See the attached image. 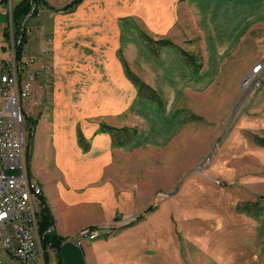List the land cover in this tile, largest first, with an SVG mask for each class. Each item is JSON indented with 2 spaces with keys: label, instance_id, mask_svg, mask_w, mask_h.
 Here are the masks:
<instances>
[{
  "label": "crops",
  "instance_id": "1",
  "mask_svg": "<svg viewBox=\"0 0 264 264\" xmlns=\"http://www.w3.org/2000/svg\"><path fill=\"white\" fill-rule=\"evenodd\" d=\"M72 1L66 0L58 5L49 0L40 15L28 21V25H33L35 30L42 28L51 38V62L55 68L49 79L53 109L48 106L47 112H43L39 119H35L32 109L31 114L26 113L28 119L36 120L26 173L41 188V196L53 217L51 232L61 239L57 251L47 250L48 264H264L260 256L263 247L259 223L257 218L248 214V210L242 209L247 205L259 206L264 201V173L258 174L248 169L250 162L264 166V145L257 141V138L264 140V84L261 74L260 87L243 100L237 119L214 153L211 174H197L203 180L198 185L203 192L206 191L203 193L204 199L213 209L211 215L208 214L207 218H186L180 228L173 230L170 227L158 237L130 225L131 228L110 238L101 234L95 241L85 242L82 248L64 242L77 230L94 225L93 222L97 220L93 213H84L82 217L76 215L78 207L96 203L92 195L85 197V190L81 188L79 175L86 172L87 159L94 157V153L97 156L107 152L111 146L109 133L102 130L105 125L93 120L103 118L105 111L114 114L123 108L118 101L119 86L113 83L111 101L104 102V98L97 94L93 99L95 106L88 113L90 118L83 117L78 112V104L72 103V83L75 85L81 77L93 79L94 74L99 76L107 70L111 74L115 72L116 80L126 88L127 110L131 106L136 114L135 98L136 94L139 97V92L126 75V58L120 52V41L128 35L132 36L131 47L136 54L131 61L137 62L152 75H160V92L163 94L196 92L204 83L206 72L201 68V72L193 73L179 52L169 46L158 49V57L155 58L141 38L143 35L139 29L136 30L133 18L127 16L125 21L116 22L115 13L130 14L123 7L117 6L105 16L102 6L90 4L96 0H82L71 10L61 11ZM199 1L151 0L153 7L146 6L145 13L151 18L156 17L159 23L167 22V30L172 28L176 14L181 20L180 28H177L193 36L194 28H199L194 24L195 19L198 21L201 16L196 7ZM6 17L8 2L0 0V62L9 57L5 50ZM185 20L193 25L185 26ZM39 42L40 37L33 33L24 46L25 57L38 56ZM221 46L220 42L215 45L218 49ZM206 58L208 61L210 57ZM159 98L163 100L160 95ZM151 103L146 102L139 108L149 109ZM79 133L89 142V155L77 144ZM140 137L136 136L124 146H136ZM116 150H120V147ZM24 163L26 167L25 160ZM249 178L256 182L248 183ZM228 180L244 183L231 184ZM171 192L166 191L170 195L175 194L173 190ZM150 207L153 211L147 213ZM148 208L141 217L154 213V206ZM77 250L81 251L80 257ZM42 257L44 260V251Z\"/></svg>",
  "mask_w": 264,
  "mask_h": 264
},
{
  "label": "rangeland",
  "instance_id": "2",
  "mask_svg": "<svg viewBox=\"0 0 264 264\" xmlns=\"http://www.w3.org/2000/svg\"><path fill=\"white\" fill-rule=\"evenodd\" d=\"M50 1L60 5L66 0ZM96 1L90 4L102 6L105 16L111 9L117 6L123 7L130 14L115 13L116 22L125 21L127 16L133 18L136 30L139 29L141 35L147 36L152 41L168 40L180 49L191 52L202 64V70L206 71L204 83L200 84L196 92L163 94L160 92V75H152L137 62L131 61L136 54L131 47L132 36L128 35L120 41V52L126 58V63L123 61L124 67L131 70L133 76L143 80L158 96H161L164 100L162 106L153 102L149 109L139 108L151 101L142 95L137 97L136 94V114L131 106L127 110L129 105L125 94L126 88L123 83L116 80L117 74L115 72L111 74L108 70L101 72L99 76L94 74L93 79L81 77L71 86L72 103H77L78 112L89 119L88 113L92 112L91 109L95 106L93 99L96 95L103 97L104 102L111 101L113 89L111 85L118 84L120 89V93H117L118 101L123 108L118 112L115 111L114 114L105 111L103 118L99 117L93 121L117 129L137 131L131 140L120 146H116V141L113 142V138L109 135L110 149L97 156L94 153L92 154L94 157L87 159L86 172L79 175L81 188L86 192H83L84 196L92 195L91 198L96 203L78 207L76 215L82 217L84 213H93L97 220L93 222L94 225L83 227L73 235L98 225L110 226L134 218L132 227H140L152 237H158L170 227L173 230L180 228L186 218H207L213 212L204 199L203 193L206 191L203 192L198 185V182L203 180L197 174L206 176L211 174L213 155L237 119L244 96L246 95L247 98L252 92L250 87L243 90L241 85L253 67L264 60V0H200L196 7L201 16L198 21L197 19L194 21L199 28H194L193 36H188L186 34L188 31L185 33L178 29L181 20L176 14L173 17L172 28L168 30L167 22L162 24L156 17L147 16L146 6L153 7L151 0ZM19 2L20 0H13V5ZM46 5L48 4L45 3L42 7ZM6 18L7 25L8 17ZM105 19L106 17L104 22ZM184 25L191 26L193 23L185 20ZM28 26L31 27L29 36L31 38L36 30L33 25ZM141 38L143 39L142 36ZM217 42L223 45L219 49L215 47L218 45ZM144 43L149 47L146 42ZM206 57H210L208 61ZM48 62L52 69H55L51 57H48ZM53 72L54 70L45 80L46 92L41 96L40 104L35 107H31L27 102L24 104L25 117H27L26 113L31 114L33 110V116L39 119L43 112H47L48 106L53 109L52 91L49 88V79ZM261 77L264 84V72L261 73ZM136 90L138 93L139 89ZM101 91L103 93H100ZM24 130L28 138L25 121ZM136 136H141L136 146L130 148L124 146ZM125 138L120 136L116 139L121 141ZM93 142L96 144L95 141ZM77 144L85 154H90L89 142L80 133ZM118 147L120 150H116ZM31 151L32 146L30 154ZM23 157L26 161V147ZM249 165V171L264 173V166L259 167L251 162ZM228 182L244 183L239 180H228ZM247 182L256 181L250 179ZM172 190L175 194L166 193V191L173 193ZM149 206L155 207L154 213L141 217L142 212ZM248 214L257 218L259 223L263 247L260 256L264 259V201L259 206H250ZM116 218L122 220L118 221ZM128 228L131 227L117 229L109 234V237L106 236L110 238ZM77 254L80 257L81 251L77 250ZM186 257L188 258L187 254Z\"/></svg>",
  "mask_w": 264,
  "mask_h": 264
},
{
  "label": "built area",
  "instance_id": "3",
  "mask_svg": "<svg viewBox=\"0 0 264 264\" xmlns=\"http://www.w3.org/2000/svg\"><path fill=\"white\" fill-rule=\"evenodd\" d=\"M6 1L8 24L5 50L9 57L0 63V264H45L42 236L38 232L42 191L28 178L23 157L27 142L24 104L27 102L31 107L38 106L46 92L45 80L54 70L48 62L52 54V41L42 28H36L40 37L38 56L25 57L23 48L20 59H17L19 38L11 18L12 0ZM27 1L30 11L27 22H22V34L28 39L31 34L28 21L38 17L43 4L49 0ZM32 14H35L34 17ZM263 70L264 60L253 67L250 72L253 78L247 81L246 89L250 87L253 91L260 87ZM134 221V218H130L115 225H98L79 231L64 242L82 248L85 242L95 241L101 234L109 236Z\"/></svg>",
  "mask_w": 264,
  "mask_h": 264
},
{
  "label": "trees",
  "instance_id": "4",
  "mask_svg": "<svg viewBox=\"0 0 264 264\" xmlns=\"http://www.w3.org/2000/svg\"><path fill=\"white\" fill-rule=\"evenodd\" d=\"M82 0H73L71 3H69L67 6H65L61 11H68L71 10L75 5H77L78 3H80ZM30 11V4L27 0H21L17 5H15L12 9V14H11V18H12V23L15 27L16 30V34L19 38V44L16 47V57L17 59H20L22 50L25 46V44L27 43V37L25 36V34H22V22H24V20H26L27 15L29 14ZM35 14H32V17H34ZM28 20V19H27ZM27 20L25 21V23L27 22ZM6 34V28L4 30V35ZM144 41L149 45L151 52L153 54V56L155 58L158 57V49L162 48V47H172L174 49H176L179 54L181 55V57L183 58V60L185 61L186 65L192 69L193 73H198L201 68H202V64L199 63L196 59V57L194 55H192L191 53H187L185 51H183L182 49H180L179 47H177L176 45H174L173 43H171L168 40H159V41H152L151 39H149L147 36H142ZM126 75L129 78V80L132 81V83L139 89V95H142L145 99L150 100L152 102L157 103L159 106H162V100L159 98L158 94L149 86H147L145 83H143L140 79L136 78L135 76H133L130 71L128 69H125ZM25 123L26 126L28 128V138H27V145H26V168H28V162L30 160V150H31V146H32V140H33V130L35 128L36 125V121L35 120H31L28 119L27 117H25ZM102 130L104 132L109 133V135L113 138V142L116 141L115 145L116 146H120L126 142H128L129 140H131V138H133L137 131L136 130H128L126 128H122V129H116L110 126H103ZM126 135V136H125ZM126 137L124 140L120 139H116L118 137ZM257 141L264 145V140L262 139H258ZM28 173V172H27ZM41 200V209H40V213H39V217H38V232L40 233V235L42 236L41 239V248L44 251V263L48 264V249H52L57 251L60 248L61 245V239H59L58 237H56L54 234H52L51 232V228L53 226V217L52 214L50 213L45 200L43 199V197H40ZM252 205H247V206H243V210H248L249 207ZM153 211V208L150 207L146 210L147 213ZM119 219V218H116Z\"/></svg>",
  "mask_w": 264,
  "mask_h": 264
},
{
  "label": "bare ground",
  "instance_id": "5",
  "mask_svg": "<svg viewBox=\"0 0 264 264\" xmlns=\"http://www.w3.org/2000/svg\"><path fill=\"white\" fill-rule=\"evenodd\" d=\"M253 78V73H249L248 75H247V77L243 80V82H242V85H241V88L244 90H246V86L249 84V82H247L249 79L251 80ZM249 80V81H250Z\"/></svg>",
  "mask_w": 264,
  "mask_h": 264
},
{
  "label": "water",
  "instance_id": "6",
  "mask_svg": "<svg viewBox=\"0 0 264 264\" xmlns=\"http://www.w3.org/2000/svg\"><path fill=\"white\" fill-rule=\"evenodd\" d=\"M246 98V95L244 96L243 100Z\"/></svg>",
  "mask_w": 264,
  "mask_h": 264
}]
</instances>
